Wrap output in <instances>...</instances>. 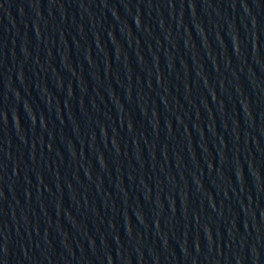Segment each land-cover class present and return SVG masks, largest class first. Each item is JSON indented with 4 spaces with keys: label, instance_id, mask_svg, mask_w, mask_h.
Listing matches in <instances>:
<instances>
[{
    "label": "water",
    "instance_id": "1",
    "mask_svg": "<svg viewBox=\"0 0 264 264\" xmlns=\"http://www.w3.org/2000/svg\"><path fill=\"white\" fill-rule=\"evenodd\" d=\"M0 264H264V0H0Z\"/></svg>",
    "mask_w": 264,
    "mask_h": 264
}]
</instances>
